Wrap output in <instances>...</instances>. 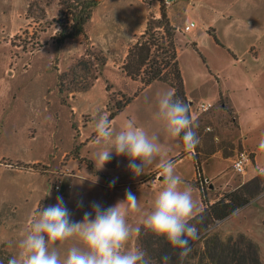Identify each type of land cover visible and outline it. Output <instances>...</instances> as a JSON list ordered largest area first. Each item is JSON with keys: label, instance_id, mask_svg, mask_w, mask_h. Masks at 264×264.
<instances>
[{"label": "rangeland", "instance_id": "rangeland-1", "mask_svg": "<svg viewBox=\"0 0 264 264\" xmlns=\"http://www.w3.org/2000/svg\"><path fill=\"white\" fill-rule=\"evenodd\" d=\"M61 1L0 0V264L18 256L19 241L38 211L56 204L58 196L71 220L81 222L93 203L108 208L131 191L140 210L129 209L126 219L140 232L132 233L124 250L140 249V234L147 230L142 221L163 187L161 160L174 162L180 187L192 189L195 216L264 172V68L255 63L260 49L250 37L228 30L224 21L204 23L195 15V0H103L84 34L63 40L59 33L71 16ZM229 5V13L254 32L264 14L261 0ZM162 6L174 29L176 60L199 137L195 155L157 117L159 98L174 92L163 28L146 39L164 46L153 48L150 64L156 66L139 67L136 47L148 23L161 19ZM231 19L224 20L235 23ZM190 22L196 29L184 33ZM158 70L161 77L153 80ZM202 101L213 106L197 116ZM102 115L114 133L131 121L158 137L160 153L142 175L114 150L100 168L97 154L110 146L95 143ZM240 152L251 156L244 174L233 168ZM245 192L256 197L199 236L189 264H232L234 252L247 264H264V190L256 195L251 186ZM73 246L82 247L77 236L57 242L61 259Z\"/></svg>", "mask_w": 264, "mask_h": 264}, {"label": "clouds", "instance_id": "clouds-1", "mask_svg": "<svg viewBox=\"0 0 264 264\" xmlns=\"http://www.w3.org/2000/svg\"><path fill=\"white\" fill-rule=\"evenodd\" d=\"M174 96L173 91H168L159 98L157 117L164 121L167 133L173 138H182L185 151L195 155L199 137L194 131L190 108ZM95 131L97 145H110L97 154L102 162L100 168L112 159L114 150L117 156L129 158V169L139 176L153 164L161 150L157 136H149L131 121L114 133L108 117L102 115L95 123ZM159 168L163 187L142 223L156 237H163L172 248L179 249L178 264H183L191 252L190 241L199 239L197 227L190 223L195 218L197 203L190 187H180L182 180L175 174L174 162L161 160ZM129 209L140 210L136 196L126 191L123 201L108 208L93 203L92 212H85L81 222H73L63 198L58 196L56 204L38 211L19 241L18 256L10 258L8 264H149L143 250H124L132 233L140 232L139 227L132 228L127 223ZM74 236L79 238L82 247L69 248L66 257L61 259L57 242L62 244ZM161 260L162 264H169L171 257L165 255Z\"/></svg>", "mask_w": 264, "mask_h": 264}, {"label": "trees", "instance_id": "trees-1", "mask_svg": "<svg viewBox=\"0 0 264 264\" xmlns=\"http://www.w3.org/2000/svg\"><path fill=\"white\" fill-rule=\"evenodd\" d=\"M102 1L103 0H62L61 5L63 6V9H66L71 17L68 21V24L70 25H67L59 33V37L63 40H66L76 39L83 35L86 25L92 19L93 11L102 3ZM153 24H151V22L148 23L146 31L142 37V41L136 47L138 58H140L139 67L141 69L144 66H148V64H150V58L152 56L154 47H157L158 49L164 48L162 45L152 43L151 39L146 40L148 37H151V32L154 30V28H163L168 37L166 48H168L169 53H171L169 55V64H172L174 79L171 80L170 83L174 89V98H178L185 104L189 105L186 101L184 82L181 76L179 64L176 60L177 56L173 41L174 34L172 32L174 29L171 28L168 14L165 8L163 9V6L161 9V19L159 21H155ZM155 66V62L153 61V64H150L149 67L154 69ZM160 77L161 70H158L153 76V80H159ZM114 117L115 114H112L110 120H114ZM180 139L182 141V138ZM262 182H264V172L260 173L257 177H255L252 181H250L238 191L225 195L220 201L196 215L195 218L190 221V223L197 227L199 236L206 234L212 228V226L216 224V221L226 219L238 209L249 204L256 196L254 194L249 196L245 190H247L248 187L253 186L255 192L257 191V195L262 190H264L261 188ZM195 241L196 240L190 241V246L192 248ZM139 244L140 250H143L146 253V259L149 261V264H162L161 258L165 255H169L171 257L169 264H178L177 253L179 252V249L172 248L163 237H156L151 231L145 230L140 234ZM219 251H221V247ZM221 254H224V248H222ZM230 259L232 264H247L244 257H239L235 252ZM190 261L191 255H188V257L184 259L183 264H189ZM256 264H260L258 260H256Z\"/></svg>", "mask_w": 264, "mask_h": 264}, {"label": "crops", "instance_id": "crops-1", "mask_svg": "<svg viewBox=\"0 0 264 264\" xmlns=\"http://www.w3.org/2000/svg\"><path fill=\"white\" fill-rule=\"evenodd\" d=\"M232 0H195L193 8L197 10L196 16L206 24L219 23L220 21H224L226 23V28L228 30H233L238 28L237 32L244 35L246 38L250 37V40L253 44L258 45L260 49V57L258 59L257 64H259V68H264V14L259 13V17H257V25L254 26V32L246 31L245 24L240 22V19L235 18L231 13H229L234 6H230L229 3ZM242 1V0H239ZM261 3L264 4V0H261ZM193 5V3H192ZM193 10V9H192ZM190 12V10H189ZM193 14V13H192ZM191 14V15H192ZM223 14L224 17H223ZM231 14V15H230ZM169 17V16H168ZM234 18L235 23H229L224 19ZM233 19V20H234ZM232 20V19H231ZM254 21H249V24H253ZM197 25V24H196ZM222 31L221 29H219Z\"/></svg>", "mask_w": 264, "mask_h": 264}, {"label": "built area", "instance_id": "built-area-1", "mask_svg": "<svg viewBox=\"0 0 264 264\" xmlns=\"http://www.w3.org/2000/svg\"><path fill=\"white\" fill-rule=\"evenodd\" d=\"M196 23L190 22L188 23L185 28L183 29L184 33H191L196 29ZM213 104L212 102L208 101H202L197 105L196 112L197 116H202L209 112L212 108ZM210 129H208L209 131ZM251 164V156L250 154L246 152H240L237 154L236 159L233 162V168L234 170L239 174H244L246 172V168L248 165ZM61 183L57 185V190L61 189Z\"/></svg>", "mask_w": 264, "mask_h": 264}]
</instances>
